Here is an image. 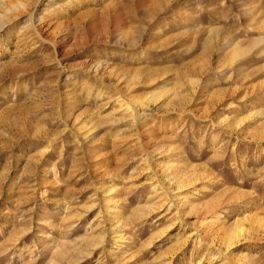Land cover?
Returning a JSON list of instances; mask_svg holds the SVG:
<instances>
[{
  "label": "rangeland",
  "instance_id": "obj_1",
  "mask_svg": "<svg viewBox=\"0 0 264 264\" xmlns=\"http://www.w3.org/2000/svg\"><path fill=\"white\" fill-rule=\"evenodd\" d=\"M5 2L0 264H264V0Z\"/></svg>",
  "mask_w": 264,
  "mask_h": 264
},
{
  "label": "bare ground",
  "instance_id": "obj_2",
  "mask_svg": "<svg viewBox=\"0 0 264 264\" xmlns=\"http://www.w3.org/2000/svg\"><path fill=\"white\" fill-rule=\"evenodd\" d=\"M0 1H2V4H3V7H5L7 10V12L8 13H10L11 14V12L12 11H17V8H19V7H9V5L10 4H8V2H5V0H0ZM51 6H53V5H50V7ZM21 7V6H20ZM30 20H31V23L33 24V27H34V29H35V32L38 34V35H40L41 33H40V29L35 25L36 23H35V18H36V14L34 15V14H32L31 16H30ZM10 19V18H9ZM41 19H43V18H41ZM8 20V19H7ZM8 22V21H7ZM5 23V22H4ZM1 27V26H0ZM180 198V197H179ZM179 200V199H178ZM184 201V200H183ZM182 201V203H184ZM180 202H181V200H180ZM181 205V204H180ZM219 217V216H218ZM221 218L219 217V220H220ZM218 220V219H217ZM240 236V235H239ZM226 243V242H225Z\"/></svg>",
  "mask_w": 264,
  "mask_h": 264
}]
</instances>
